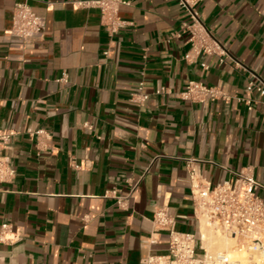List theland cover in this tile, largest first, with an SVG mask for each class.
Wrapping results in <instances>:
<instances>
[{"label": "crops", "instance_id": "obj_1", "mask_svg": "<svg viewBox=\"0 0 264 264\" xmlns=\"http://www.w3.org/2000/svg\"><path fill=\"white\" fill-rule=\"evenodd\" d=\"M19 1L45 19L32 44L11 31ZM76 1L0 0V128L16 131L0 227L19 232L0 242V264H141L167 250V233L153 222L162 205L178 230L213 250L194 212L188 159L212 185L229 178L226 168L242 167L264 185V94L250 93L251 110L238 99L249 94L251 72L264 82V0L200 2L229 52L222 62L184 58L187 34L171 37L188 19L178 0H130L113 35L98 7ZM192 79L232 98L185 99ZM140 91L145 101L133 99ZM113 187L131 193L125 207L104 195ZM256 192L264 200V188Z\"/></svg>", "mask_w": 264, "mask_h": 264}, {"label": "built area", "instance_id": "obj_2", "mask_svg": "<svg viewBox=\"0 0 264 264\" xmlns=\"http://www.w3.org/2000/svg\"><path fill=\"white\" fill-rule=\"evenodd\" d=\"M187 11L188 19L183 21L182 29L171 33L173 36L187 34L190 49L185 53L186 60H194L201 55H218L220 61L229 56L223 43L210 31L200 14L202 0H178ZM130 0H78V7H98L101 10L102 24L108 32L115 34L125 24L120 16L121 5H129ZM45 19L38 16L27 1H19L13 8V25L11 31L19 36L24 44H32L40 39L45 31ZM208 68L206 61L202 62ZM67 83L66 71L59 78ZM142 89V85L140 87ZM264 94V82H257V75L250 73L246 97L238 98L244 101L248 109H253L254 99L250 96L253 90ZM164 88L157 89V93ZM181 96L192 101H208L222 99L229 101L232 97L219 85H212L202 80L192 79ZM147 93L136 92L133 99L145 101ZM16 131L10 128H0V183L11 181L16 175V169L10 161L7 149ZM35 135L45 134L44 129H38ZM189 181L193 197L194 212L200 223L208 230L219 233L233 240V248L245 251L252 263L264 261V200L257 194L259 188H264L253 175L251 167L230 169L229 178L212 185L206 180L194 165L195 159L189 158ZM129 193H122L118 187L105 191V196L112 197L118 205L125 207L130 198ZM153 222L158 230L166 231L167 250L162 254H149L141 264H243L241 259L231 256L226 249H208L202 241L199 243L192 232L181 231L176 227V217L168 205L155 209ZM19 238V232L13 230L9 223L0 227V242L11 243ZM153 241H156L155 239Z\"/></svg>", "mask_w": 264, "mask_h": 264}, {"label": "bare ground", "instance_id": "obj_3", "mask_svg": "<svg viewBox=\"0 0 264 264\" xmlns=\"http://www.w3.org/2000/svg\"><path fill=\"white\" fill-rule=\"evenodd\" d=\"M214 236V235H213ZM215 237V236H214ZM225 238L226 243L223 246L214 247V249H226L231 253V256L241 259L243 264H264V261L259 260L257 263H252L248 259V254L245 251H239L238 249L233 248V240L229 238ZM222 240L221 235H216V240ZM214 240V239H213ZM209 241L211 243L212 236L209 235ZM211 245V244H209Z\"/></svg>", "mask_w": 264, "mask_h": 264}, {"label": "rangeland", "instance_id": "obj_4", "mask_svg": "<svg viewBox=\"0 0 264 264\" xmlns=\"http://www.w3.org/2000/svg\"><path fill=\"white\" fill-rule=\"evenodd\" d=\"M209 235L212 236L211 245L214 246V247L223 246L226 243L224 236L219 234V233H216V232L210 230L209 231ZM216 235H221L222 236V240H218V239L216 240Z\"/></svg>", "mask_w": 264, "mask_h": 264}]
</instances>
